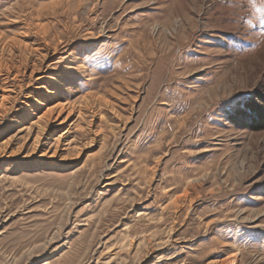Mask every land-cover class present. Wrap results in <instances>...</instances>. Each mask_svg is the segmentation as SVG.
Returning a JSON list of instances; mask_svg holds the SVG:
<instances>
[{"label":"rangeland","instance_id":"1","mask_svg":"<svg viewBox=\"0 0 264 264\" xmlns=\"http://www.w3.org/2000/svg\"><path fill=\"white\" fill-rule=\"evenodd\" d=\"M262 8L0 0V264H264Z\"/></svg>","mask_w":264,"mask_h":264},{"label":"bare ground","instance_id":"2","mask_svg":"<svg viewBox=\"0 0 264 264\" xmlns=\"http://www.w3.org/2000/svg\"><path fill=\"white\" fill-rule=\"evenodd\" d=\"M2 67H4V66H3V63L1 62V59H0V99H1L0 100V109L5 107V103L7 101H9V94L12 93L11 92V89H12L11 86L12 85H10L11 83H10L9 78H8L9 76L8 77H2L1 76L3 74L2 70H1ZM39 104L42 107H45L44 103H39ZM76 113H77V109L68 103H61L60 102L57 105H55L51 108H48V110L42 116L37 117L38 120L36 122H34L40 126L39 131H37V137L36 138L39 139L42 136L43 132L45 130H47L53 124L57 125V126L64 125L67 122V120H69ZM78 114L81 115L80 112H78ZM65 115H66V118H65ZM64 134H66V133H64Z\"/></svg>","mask_w":264,"mask_h":264},{"label":"trees","instance_id":"3","mask_svg":"<svg viewBox=\"0 0 264 264\" xmlns=\"http://www.w3.org/2000/svg\"><path fill=\"white\" fill-rule=\"evenodd\" d=\"M257 98L256 102H249L245 107L246 110L240 111L241 114H238V117L245 119L246 128L259 132L264 131V96Z\"/></svg>","mask_w":264,"mask_h":264},{"label":"clouds","instance_id":"4","mask_svg":"<svg viewBox=\"0 0 264 264\" xmlns=\"http://www.w3.org/2000/svg\"><path fill=\"white\" fill-rule=\"evenodd\" d=\"M250 19H251V17L246 18V19L244 20V24H245V25H248L250 28L253 29L256 23L253 21V22L250 24V23H249V20H250ZM231 43H236V42H230V44H231ZM249 47H250V48H255V45H250Z\"/></svg>","mask_w":264,"mask_h":264},{"label":"snow or ice","instance_id":"5","mask_svg":"<svg viewBox=\"0 0 264 264\" xmlns=\"http://www.w3.org/2000/svg\"><path fill=\"white\" fill-rule=\"evenodd\" d=\"M259 11H260L261 13H264V8L260 9ZM261 23L264 24V19H262Z\"/></svg>","mask_w":264,"mask_h":264}]
</instances>
